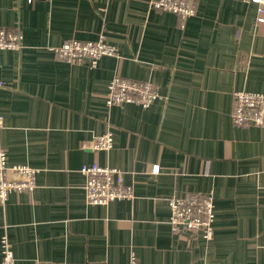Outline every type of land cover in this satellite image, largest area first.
Masks as SVG:
<instances>
[{
	"label": "crops",
	"instance_id": "0c3cea01",
	"mask_svg": "<svg viewBox=\"0 0 264 264\" xmlns=\"http://www.w3.org/2000/svg\"><path fill=\"white\" fill-rule=\"evenodd\" d=\"M193 1L181 20L149 0H0V29L21 34L0 51V147L38 170L32 191L0 204L15 264H264V126L230 118L234 90L264 92V23L254 2ZM100 34L117 55L94 66L51 50ZM114 75L160 97L107 106ZM108 129L112 147L93 150ZM92 162L121 169L133 197L88 204ZM188 192L214 196L210 242L170 231L167 199Z\"/></svg>",
	"mask_w": 264,
	"mask_h": 264
},
{
	"label": "built area",
	"instance_id": "2783aa9c",
	"mask_svg": "<svg viewBox=\"0 0 264 264\" xmlns=\"http://www.w3.org/2000/svg\"><path fill=\"white\" fill-rule=\"evenodd\" d=\"M258 5L257 22L264 23V0H246ZM149 7L177 15L181 20L195 13L193 0H149ZM21 47V34L15 29H0V51L17 50ZM51 50L68 63L87 62L94 66L104 56H116L117 48L100 34L96 40L70 39ZM0 81V85H3ZM153 84L114 75L107 85L105 103L107 106L130 103L148 108L158 97ZM234 107L231 121L235 126L249 127L264 125V92L234 90ZM113 145V130L96 135L90 147L93 150H109ZM160 166L150 164L149 174L157 175ZM37 168L26 163L10 164L6 151L0 147V204L11 192H30L36 187ZM80 172L84 176L83 192L88 204H107L114 200L131 199L132 186L124 183L123 171L114 166H102L97 162L82 164ZM169 216L167 224L172 234L185 235L187 240L199 235L205 242L214 234V196L212 192H188L172 195L167 199ZM0 264H15L6 234L0 236ZM131 264H136L131 256ZM33 264H57L51 261L35 260ZM87 264H107L105 261H90Z\"/></svg>",
	"mask_w": 264,
	"mask_h": 264
},
{
	"label": "rangeland",
	"instance_id": "374dc122",
	"mask_svg": "<svg viewBox=\"0 0 264 264\" xmlns=\"http://www.w3.org/2000/svg\"><path fill=\"white\" fill-rule=\"evenodd\" d=\"M141 81H145V80H141ZM149 81V80H148ZM151 82V81H150ZM152 83V82H151ZM154 86V85H153ZM155 88V87H154ZM155 90H156V88H155ZM157 91V90H156ZM158 93V92H157ZM158 95H159V93H158ZM232 95H233V93H232ZM160 96H158L157 98H159ZM156 98V99H157ZM155 99V100H156ZM233 100H234V98H233ZM233 107H234V105H233ZM232 110H233V108H232ZM232 112V111H231ZM231 112H230V117H231ZM262 126H264V125H260V126H257V127H262ZM250 127V126H249ZM214 235V234H213ZM210 242V241H209Z\"/></svg>",
	"mask_w": 264,
	"mask_h": 264
}]
</instances>
